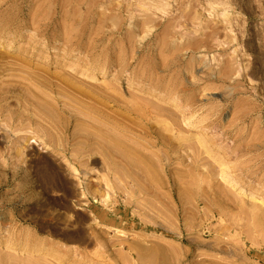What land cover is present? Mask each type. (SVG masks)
Instances as JSON below:
<instances>
[{"label":"rangeland","instance_id":"1","mask_svg":"<svg viewBox=\"0 0 264 264\" xmlns=\"http://www.w3.org/2000/svg\"><path fill=\"white\" fill-rule=\"evenodd\" d=\"M236 1L0 0V264H264V0Z\"/></svg>","mask_w":264,"mask_h":264},{"label":"bare ground","instance_id":"2","mask_svg":"<svg viewBox=\"0 0 264 264\" xmlns=\"http://www.w3.org/2000/svg\"><path fill=\"white\" fill-rule=\"evenodd\" d=\"M235 1V0H234ZM238 2H239V0H237ZM236 1V3H238ZM242 1V0H241ZM245 1V0H244ZM244 1H243V3H244ZM248 1H250V0H248ZM248 1L246 2L245 1V3L247 4L248 3ZM252 2V1H251ZM254 2V1H253ZM242 2H241V4H243ZM240 4V5H241ZM249 4H250V2H249ZM261 5V4H260ZM259 5V6H260ZM244 6V5H243ZM247 6H249L248 4H247ZM252 6V5H251ZM225 13V12H224ZM229 14V13H228ZM10 43V42H9ZM8 47L10 48L11 47V45L10 44H8ZM69 57V56H68ZM93 70H95V68L93 69ZM137 84V83H136ZM135 83H132L131 84V87L132 88H137V85H136ZM180 103L181 102H178V101H176V100H173L172 101V104H174V105H178L179 107L178 108H180L181 107V105H180ZM206 123H204V122H202V121H199V122H195V121H192V120H190V119H188L187 120V125L189 126V127H191V128H194L195 130H203L204 132V134H207L208 132V130L210 129V127H208V126H206L205 125ZM53 172V171H52ZM60 172V171H59ZM237 181V180H236ZM238 182V181H237ZM235 183V182H234ZM253 193H255V191H252V194ZM264 198V197H263ZM17 249V248H16Z\"/></svg>","mask_w":264,"mask_h":264}]
</instances>
